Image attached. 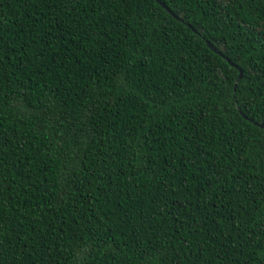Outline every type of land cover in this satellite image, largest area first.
Listing matches in <instances>:
<instances>
[{
	"label": "trees",
	"instance_id": "1",
	"mask_svg": "<svg viewBox=\"0 0 264 264\" xmlns=\"http://www.w3.org/2000/svg\"><path fill=\"white\" fill-rule=\"evenodd\" d=\"M162 1L0 0V264H264V0Z\"/></svg>",
	"mask_w": 264,
	"mask_h": 264
},
{
	"label": "water",
	"instance_id": "2",
	"mask_svg": "<svg viewBox=\"0 0 264 264\" xmlns=\"http://www.w3.org/2000/svg\"><path fill=\"white\" fill-rule=\"evenodd\" d=\"M161 4H163L169 11H171L174 15H177L176 14V12H174L173 10H171V8L168 6V5H166L165 4V2H163L162 0H158ZM206 43L209 45V47L212 49V50H214V51H216V52H218V53H220V54H222V52L215 46V45H213L211 42H210V40H208V39H206ZM226 60L228 61V62H230L231 64H233V65H235L236 67H237V74H236V77H238V76H240L241 75V68L239 67V65L238 64H236L235 62H233L232 60H230V59H228V58H226ZM234 81H235V78H234ZM238 108L241 110V108L238 106ZM242 111V110H241ZM242 113L244 114V115H246L243 111H242Z\"/></svg>",
	"mask_w": 264,
	"mask_h": 264
}]
</instances>
